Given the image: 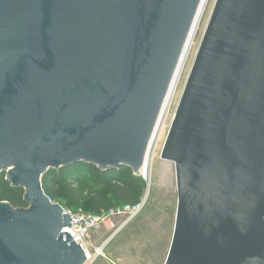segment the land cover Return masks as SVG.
<instances>
[{"label":"water","instance_id":"obj_1","mask_svg":"<svg viewBox=\"0 0 264 264\" xmlns=\"http://www.w3.org/2000/svg\"><path fill=\"white\" fill-rule=\"evenodd\" d=\"M203 0H0V264H85L50 170L142 167ZM161 158L165 264H264V0H216ZM150 182H147V196ZM146 197V196H145Z\"/></svg>","mask_w":264,"mask_h":264},{"label":"rangeland","instance_id":"obj_2","mask_svg":"<svg viewBox=\"0 0 264 264\" xmlns=\"http://www.w3.org/2000/svg\"><path fill=\"white\" fill-rule=\"evenodd\" d=\"M215 2L216 0H211L209 4L167 118V128L159 140L152 176L147 178L148 183L150 182V190L148 196L147 191L145 194L146 207L136 220L112 240H110L111 234L103 230L91 236V241L96 242L99 247L108 243L104 257L99 258L94 264H165L166 262L174 234L178 193L175 165L164 161L161 154Z\"/></svg>","mask_w":264,"mask_h":264},{"label":"trees","instance_id":"obj_3","mask_svg":"<svg viewBox=\"0 0 264 264\" xmlns=\"http://www.w3.org/2000/svg\"><path fill=\"white\" fill-rule=\"evenodd\" d=\"M43 189L53 203L73 213L102 215L112 209L134 205L144 198L147 182L132 170L102 171L85 163L60 170H50L43 178ZM27 209L25 190L12 187L5 173L0 176V203Z\"/></svg>","mask_w":264,"mask_h":264},{"label":"built area","instance_id":"obj_4","mask_svg":"<svg viewBox=\"0 0 264 264\" xmlns=\"http://www.w3.org/2000/svg\"><path fill=\"white\" fill-rule=\"evenodd\" d=\"M145 181L148 182L147 179ZM146 204L147 198L144 197L137 204L117 207L102 215L73 213L64 209V213L71 217V227L65 228L62 233L70 234L74 242L83 249L86 256L85 264H94L99 258L104 257L108 243L99 247L96 242L91 241V236L103 230L111 234L110 240H112L142 214Z\"/></svg>","mask_w":264,"mask_h":264},{"label":"bare ground","instance_id":"obj_5","mask_svg":"<svg viewBox=\"0 0 264 264\" xmlns=\"http://www.w3.org/2000/svg\"><path fill=\"white\" fill-rule=\"evenodd\" d=\"M211 0H203L201 10L198 14L197 21L195 22L194 29L192 31V34L190 36L189 42L187 44V47L185 49V53L183 55V58L181 60L177 75L172 83L170 92L167 96V99L165 101L164 107L160 113V117L157 123V126L155 128L154 134L152 135V138L150 140V143L148 145V149L146 152V157L144 160V164L142 167V175L146 177V179L151 175L152 173V168L153 165L155 164L156 157H157V149H158V144L159 140H161V137L163 136V133L165 129L167 128L166 126V121L167 118L170 114L173 102L175 100V96L177 93V90L181 84V80L183 78V75L186 70V66L189 62L190 55L192 53L194 44L196 42V39L199 35V31L201 29V25L203 23L204 17L206 15L207 9L209 7Z\"/></svg>","mask_w":264,"mask_h":264}]
</instances>
